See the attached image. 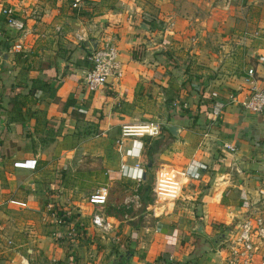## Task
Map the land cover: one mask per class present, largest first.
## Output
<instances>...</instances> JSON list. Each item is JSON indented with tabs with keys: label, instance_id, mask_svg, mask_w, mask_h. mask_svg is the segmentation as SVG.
Here are the masks:
<instances>
[{
	"label": "crops",
	"instance_id": "1",
	"mask_svg": "<svg viewBox=\"0 0 264 264\" xmlns=\"http://www.w3.org/2000/svg\"><path fill=\"white\" fill-rule=\"evenodd\" d=\"M70 2L0 0L12 11L0 14V264H215L221 231L264 208V108L241 107L264 87V0H81L77 11ZM80 32L86 38L76 43L71 35ZM103 42L115 48L120 74L87 91L84 48ZM193 91L204 95L199 110L212 124L204 133L177 108ZM142 123L177 129L151 154L158 169L203 168L182 180L176 200L146 210L143 225L132 222L135 215L105 214L116 240L99 239L82 230L90 209L82 200L49 194L64 183L66 190L90 185L91 168L72 173L84 154L100 158L101 185L133 188L120 167L135 174L133 165L149 161L141 138L119 130ZM59 168L65 182L54 174ZM50 200L82 225L72 245L53 236L61 228L45 215Z\"/></svg>",
	"mask_w": 264,
	"mask_h": 264
},
{
	"label": "built area",
	"instance_id": "2",
	"mask_svg": "<svg viewBox=\"0 0 264 264\" xmlns=\"http://www.w3.org/2000/svg\"><path fill=\"white\" fill-rule=\"evenodd\" d=\"M81 0H71L69 7L72 10L77 11ZM10 8H0V14L2 16H11ZM54 34H60L62 32V26L55 24L51 28ZM246 32H243V36ZM255 33H251L250 36H254ZM72 39L76 43H80L85 40L86 36L84 32L73 33ZM14 49H19L18 45L13 46ZM115 48L108 42H103L99 47H92L90 43L87 47V52L84 54V59L88 63V66L83 69V76L81 83L85 90L93 91L96 88L102 86L107 78L116 79L119 77L120 71L118 61L115 58ZM252 71L246 70V74L250 76ZM185 102L178 104L185 107ZM241 107L250 112L258 113L264 108V87L253 89L247 99L241 103ZM140 129V130H139ZM157 126L149 124L138 125H124L120 128L119 134L121 137L129 136H142L146 135L148 138H153L158 135ZM228 150H233L232 146L223 145ZM140 164L133 165L135 174H129L127 170L124 171L123 167H120V176L128 181H131L134 187L131 189L132 195L129 201L132 202V207H139L138 196L136 194V188L143 180V166ZM203 168L202 164L184 166L180 169L174 168H160L154 173L151 185L150 194L151 201L144 207L146 210L153 212L152 206L161 202L171 203L177 199L180 191V181L183 179L196 178L198 171ZM54 196L55 194H49ZM108 195V186L106 184L99 185L91 189L82 199V202L90 209L86 214L87 226L83 229H89L92 233H95L99 238L105 235H109L111 240H116L115 230L116 226L114 221L110 219L103 212V206L106 202ZM57 197V196H56ZM124 202V201H123ZM6 204L14 205L18 207H25L23 202L6 199ZM45 215L52 219V222L61 228V231L54 232L55 238H61L64 244L72 245L83 235L78 231L79 226L75 228V218H66L68 213L62 209L54 201H48L45 204ZM222 229V228H221ZM84 235L86 233H83ZM90 235V234H88ZM10 244L9 240L5 242ZM217 253V262L215 264H264V208L262 206L254 208L249 213H245L239 218H235L233 223L221 231L218 248L215 249Z\"/></svg>",
	"mask_w": 264,
	"mask_h": 264
},
{
	"label": "rangeland",
	"instance_id": "3",
	"mask_svg": "<svg viewBox=\"0 0 264 264\" xmlns=\"http://www.w3.org/2000/svg\"><path fill=\"white\" fill-rule=\"evenodd\" d=\"M183 75V77H182ZM182 79H185L187 77V74L183 71L180 75H179ZM187 79V78H186ZM185 81V80H184ZM190 95V99H188L186 102H185V107H182V106H177L178 108V111L185 114V115H188L187 116V125L190 127V128H193V127H196L198 130H201L202 132H206L208 131V129H212V124L211 122H208V121H205V116L201 113V112H197V106L201 104V101H199V97H198V93L196 91H193V93H189ZM198 97V99H197ZM180 104V103H179ZM174 107L173 105H171V108ZM169 117V116H168ZM157 128H158V135H156L155 138H161L159 137V134H162V132L164 133V138H161L158 140V145H157V148L156 150L154 151V153L157 151V150H162L167 144H169L173 139H175V136H169L167 137V135L165 134V131H164V128L162 125H157ZM200 133V135H202L203 133ZM141 138V144H147L148 142H150L151 140L148 139V137L146 135H142L140 136ZM153 138V139H155ZM163 139V140H162ZM152 158V162H151V166L149 168H145L143 167L144 169V172H145V179H143L141 181L140 184H144V182H147L148 180V184L151 185V182H152V179H153V176H154V173L155 171L158 169V166H157V161H155L153 159V157L151 156ZM99 157L96 156V155H88V154H84L82 156H80L78 159H75V167L73 168V171L72 173H80V172H86L88 168H91L93 173H91V175H88V177H91L90 178V185L88 184L89 183V180H85V182L83 183V186H75L74 188L73 187H69L68 189L70 190H66L67 188V184L64 183V185H66L65 187H62V189H60L61 191L59 192H56L55 195H60V193L62 194H66L65 196H72V197H75V198H78L80 200L83 199V197L93 188L101 185L100 183V177H99ZM144 158H142V165L144 163ZM164 167V166H163ZM164 168H167V167H164ZM54 174H56V176H59V179L62 178L64 179V173H63V170L62 169H55L54 170ZM87 174V173H85ZM62 179H60V181H63ZM126 180V179H124ZM65 182V181H63ZM182 180L180 181V184H182ZM87 183V184H86ZM100 183V184H99ZM181 186V185H180ZM132 188V185L128 182V183H124V184H117V183H114V184H110L108 186V195H107V199H106V203L105 205L103 206V211L107 212L109 211L110 213H113L115 214V216H119L120 213H126L128 215H130L131 213L135 212L136 209H133L131 207L132 205V202H130L127 198L126 200L123 202H121V196L122 195H129L131 194V189ZM181 188V187H180ZM50 190H54V189H49ZM55 190H58V188H55ZM70 191V192H69ZM58 193V194H57ZM66 198V197H65ZM146 198L147 199H150L151 201V194H150V191L147 192L146 194ZM149 201V202H150ZM147 220L146 218V209L143 208L140 213H137L136 214V217H134V219L132 220V222H134V224L136 226H139V225H143L144 224V221ZM94 237V236H93ZM92 237V238H93ZM97 238H94L93 239V244L95 243V245H97ZM96 239V240H95ZM100 239V238H99ZM95 241V242H94Z\"/></svg>",
	"mask_w": 264,
	"mask_h": 264
},
{
	"label": "trees",
	"instance_id": "4",
	"mask_svg": "<svg viewBox=\"0 0 264 264\" xmlns=\"http://www.w3.org/2000/svg\"><path fill=\"white\" fill-rule=\"evenodd\" d=\"M81 48H83V45L82 44H80L79 45ZM84 51H85V53L87 52V49H85L84 48ZM79 59H81V58H79ZM82 60V59H81ZM76 63L77 62H79V61H75ZM82 65L84 66V67H87L88 66V63L86 62V60L83 58V61H82ZM204 95L203 94H199V98L201 99L202 97H203ZM204 98V97H203ZM204 100H205V98H204ZM203 105H205V101L204 102H201V104L200 105H198L197 106V112H201L200 110H199V108L201 107V106H203ZM164 131H165V134L167 135V137H169L170 135L168 134V132L165 130V128H164ZM159 137H161V138H164V133L162 132V134H159ZM161 138H155V139H152L150 142H148L146 145L145 144H143L142 145V149H144V157H145V159L147 160V161H149L150 162V156H151V154L156 150V148H157V143H158V140L159 139H161ZM163 140V139H162ZM143 179H145V172H144V177H143ZM149 189H150V184H148V180H147V182H144V184H139L138 186H137V188H136V194H137V196H138V201H139V208L138 209H136V211L135 212H133V213H131L130 215H128V214H126V213H120L119 214V216H115V214H113V213H110L109 211H107V212H105V211H103L104 212V214H109V215H113L114 217H121V215L122 214H125V215H127V216H133V215H135L136 216V214L137 213H139L142 209H143V207L147 204V203H149V201H150V199H147L146 198V194H147V192L149 191ZM106 203V202H105ZM105 205V204H104Z\"/></svg>",
	"mask_w": 264,
	"mask_h": 264
},
{
	"label": "water",
	"instance_id": "5",
	"mask_svg": "<svg viewBox=\"0 0 264 264\" xmlns=\"http://www.w3.org/2000/svg\"><path fill=\"white\" fill-rule=\"evenodd\" d=\"M6 56L5 55H2V58H5ZM165 130L168 132V134L170 135V136H174L175 134H176V127L174 126V125H167L166 127H165ZM145 166H146V168H149V166H150V164H149V162H146V164H145ZM143 176V175H142ZM199 225V224H198ZM199 230V229H198ZM107 264H115V261L114 260H111L109 263H107Z\"/></svg>",
	"mask_w": 264,
	"mask_h": 264
},
{
	"label": "bare ground",
	"instance_id": "6",
	"mask_svg": "<svg viewBox=\"0 0 264 264\" xmlns=\"http://www.w3.org/2000/svg\"><path fill=\"white\" fill-rule=\"evenodd\" d=\"M140 130V129H139Z\"/></svg>",
	"mask_w": 264,
	"mask_h": 264
}]
</instances>
